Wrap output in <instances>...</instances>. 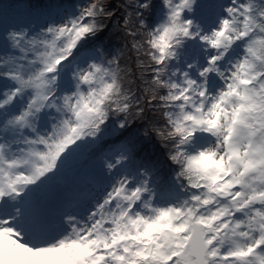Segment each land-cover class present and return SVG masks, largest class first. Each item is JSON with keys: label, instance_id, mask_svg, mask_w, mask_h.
<instances>
[{"label": "snow or ice", "instance_id": "1", "mask_svg": "<svg viewBox=\"0 0 264 264\" xmlns=\"http://www.w3.org/2000/svg\"><path fill=\"white\" fill-rule=\"evenodd\" d=\"M0 264H264V0H0Z\"/></svg>", "mask_w": 264, "mask_h": 264}, {"label": "trees", "instance_id": "2", "mask_svg": "<svg viewBox=\"0 0 264 264\" xmlns=\"http://www.w3.org/2000/svg\"><path fill=\"white\" fill-rule=\"evenodd\" d=\"M114 43H119V40L114 41ZM159 151L162 153V149H159Z\"/></svg>", "mask_w": 264, "mask_h": 264}]
</instances>
